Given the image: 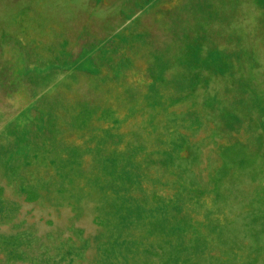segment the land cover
Masks as SVG:
<instances>
[{
    "label": "rangeland",
    "instance_id": "obj_1",
    "mask_svg": "<svg viewBox=\"0 0 264 264\" xmlns=\"http://www.w3.org/2000/svg\"><path fill=\"white\" fill-rule=\"evenodd\" d=\"M0 264H264V0H0Z\"/></svg>",
    "mask_w": 264,
    "mask_h": 264
}]
</instances>
